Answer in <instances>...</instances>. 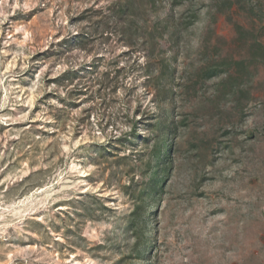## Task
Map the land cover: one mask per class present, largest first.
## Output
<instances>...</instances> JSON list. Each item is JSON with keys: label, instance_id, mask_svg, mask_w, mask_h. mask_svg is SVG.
<instances>
[{"label": "rangeland", "instance_id": "rangeland-1", "mask_svg": "<svg viewBox=\"0 0 264 264\" xmlns=\"http://www.w3.org/2000/svg\"><path fill=\"white\" fill-rule=\"evenodd\" d=\"M256 41L264 0H0V264H264Z\"/></svg>", "mask_w": 264, "mask_h": 264}, {"label": "trees", "instance_id": "trees-1", "mask_svg": "<svg viewBox=\"0 0 264 264\" xmlns=\"http://www.w3.org/2000/svg\"><path fill=\"white\" fill-rule=\"evenodd\" d=\"M172 2L173 5H184L186 3L187 0H170ZM196 13H193L192 15V22H195L196 20ZM241 30H245V28L241 25H239ZM251 57L253 60L257 61V62H261L264 63V45L260 42V41H256V43H254L252 52H251Z\"/></svg>", "mask_w": 264, "mask_h": 264}]
</instances>
